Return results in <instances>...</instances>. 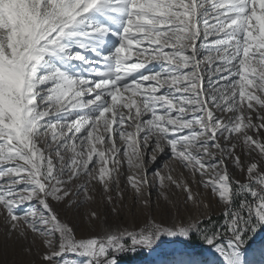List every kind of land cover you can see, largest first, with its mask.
<instances>
[{
  "label": "snow or ice",
  "instance_id": "1",
  "mask_svg": "<svg viewBox=\"0 0 264 264\" xmlns=\"http://www.w3.org/2000/svg\"><path fill=\"white\" fill-rule=\"evenodd\" d=\"M109 23L122 29L120 43L102 55ZM133 50L139 62L129 64ZM56 60L83 61L88 74ZM150 62L160 70L139 71ZM114 133L130 168L147 172L142 147H167L190 171L191 180L156 171L162 187L167 180L184 193L183 212L169 201L175 216L145 215L144 200L126 225L89 209L78 235L62 215L93 203L97 184L110 214L123 212V192L112 195L121 163ZM128 183L139 195L149 182L130 175ZM200 188L223 202L222 219L193 214L210 207ZM0 222L32 235L35 264H69L64 253L116 264L121 251L162 234L193 233L242 264L240 246L264 225V0H0Z\"/></svg>",
  "mask_w": 264,
  "mask_h": 264
},
{
  "label": "rangeland",
  "instance_id": "2",
  "mask_svg": "<svg viewBox=\"0 0 264 264\" xmlns=\"http://www.w3.org/2000/svg\"><path fill=\"white\" fill-rule=\"evenodd\" d=\"M97 19L102 22H106L102 17L97 16ZM111 31L103 37V40L99 42L97 51L102 55H109L114 52L115 48L119 45V35L114 34L122 31V29L116 25L109 23ZM72 52H82L86 59L95 60L98 57L96 54L89 50L80 49L73 47ZM136 58L135 50L130 56L129 64L138 63ZM57 67L66 71L69 74L76 75H87L85 71L89 64L79 60H70L67 62H61L56 60ZM147 69H140L139 71H159V64L157 62H150L147 65ZM207 67L205 63L203 65ZM144 74H149L144 72ZM136 76V73L132 74ZM204 87L207 88L209 85L208 76L205 74ZM162 94V90L161 93ZM125 95H128L125 93ZM87 98V97H86ZM127 110H125L126 112ZM134 111V110H133ZM78 114L74 113L70 119H76ZM175 115V112H173ZM150 118V114L145 115L144 119ZM115 127V126H114ZM131 130V129H130ZM102 131V129H101ZM187 130H185L186 132ZM141 137L144 133L140 134ZM114 139L116 140L117 146L121 148L119 159L121 161L118 169L119 189L114 187L112 195L114 198L119 200L116 196V191L123 192V212L120 216L111 215V205L106 204L102 201V189L100 185H96L97 195L93 203L85 204L80 209L79 215L68 214L67 216L62 215V219L70 220L78 235H83L87 228V217L86 213L89 209H95L99 213L103 214V218L109 220L111 223H121L130 225L135 223V216L140 215V209L142 208V201L148 200L150 207L144 213L145 215L160 214L164 216H175L176 210L172 207L169 201L178 202L183 212V200L184 193L180 189H176L174 185H171L167 180L164 181L165 186H161L156 171L159 170L161 175L167 176L171 174L174 178H186L191 180V173L188 169H185L178 160L174 159L166 147L164 153L153 152L151 148L144 152V165L147 169L145 173L143 169H137L135 167L130 168L127 159L123 156L124 143L119 139L118 134L114 133ZM156 155L157 159L155 162L151 161V156ZM97 157L93 158V162L90 163V167H99L96 164ZM154 165V166H153ZM167 165V167H165ZM153 166L151 169L150 167ZM109 168H112V162L109 161ZM165 168V169H164ZM150 169V170H148ZM229 171H232V166H229ZM136 176L139 179L142 175H146L151 181L146 185L141 186L139 195L128 183V176ZM235 178L243 180L244 177L236 176ZM151 187V188H150ZM196 191V186H193ZM202 193L205 203L209 204L210 207L205 210L201 208L199 212L193 209L192 212L195 215H201V218L207 219L208 215H211L213 219H222V213L224 211V204L219 200L218 196H214L211 191L205 192L202 188L199 189ZM164 193L168 199L165 200ZM35 203V201H33ZM27 205H21L19 211H24ZM35 244L33 237L29 233L27 237H23L18 233H8V230L4 227L3 222H0V264H35L33 257L35 256ZM32 249L29 252V249ZM239 255L242 258V264H264V225L260 226L254 234H250V238L247 239L246 243H243L239 249ZM38 259V257H37ZM67 259L69 264H86L87 257L80 256L77 253H64L62 254L61 260ZM116 264H232V260L229 258L227 253L222 254L211 244L206 243L203 239L197 236L195 233L192 234L191 238H184L183 236H168L162 234L150 247H136L135 251L125 250L121 251L116 260Z\"/></svg>",
  "mask_w": 264,
  "mask_h": 264
},
{
  "label": "bare ground",
  "instance_id": "3",
  "mask_svg": "<svg viewBox=\"0 0 264 264\" xmlns=\"http://www.w3.org/2000/svg\"><path fill=\"white\" fill-rule=\"evenodd\" d=\"M153 166H154V165H153ZM153 166H151L150 169H151ZM165 167H167V165H166ZM150 169H148V170H150ZM164 169H165V168H164ZM147 180H148V181H151L150 178H149L148 176H147ZM150 188H151V187H150Z\"/></svg>",
  "mask_w": 264,
  "mask_h": 264
}]
</instances>
